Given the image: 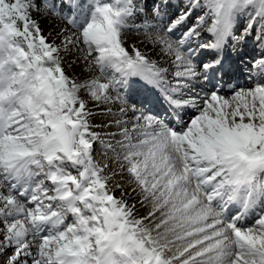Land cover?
<instances>
[{"label": "snow or ice", "instance_id": "6c2138e0", "mask_svg": "<svg viewBox=\"0 0 264 264\" xmlns=\"http://www.w3.org/2000/svg\"><path fill=\"white\" fill-rule=\"evenodd\" d=\"M0 264H264V0H0Z\"/></svg>", "mask_w": 264, "mask_h": 264}]
</instances>
